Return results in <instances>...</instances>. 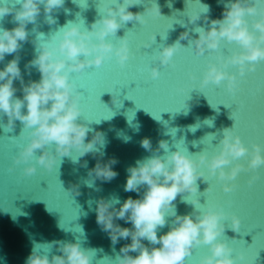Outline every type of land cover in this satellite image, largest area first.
<instances>
[{
    "label": "water",
    "instance_id": "water-1",
    "mask_svg": "<svg viewBox=\"0 0 264 264\" xmlns=\"http://www.w3.org/2000/svg\"><path fill=\"white\" fill-rule=\"evenodd\" d=\"M232 2L86 0L87 7H82L85 0H65L64 6L51 14L56 19L55 24L46 22L44 5L40 6L41 12L35 23L27 25L28 40L21 41L22 48L18 52L25 82L41 78L35 67L31 69V74L25 67L38 55V45H58L66 26L90 31L93 23L107 16V9L115 8L118 3H133L128 10L143 14L146 23L121 21L123 26L117 33L106 37L107 42L117 47L121 43L120 38H127L131 55L124 67L113 55L100 67L93 65L82 73L71 74V81L82 93V113L78 122L90 123L85 142L90 141L96 131L104 133L106 145L101 148L103 159L116 157L119 160L114 165L119 175L111 182L99 179L93 182L89 171L95 167L99 155L94 157L89 153L80 157L79 162H73L79 156L75 149L71 155L57 156V164L52 171L38 163L41 150H37L29 162V165L36 166L37 171L26 175L24 169L29 165H16L15 158L30 143L31 130L24 129L23 123L17 120L15 128L5 132L7 117L0 118V264H26L35 247L41 254H47L49 259L62 255L60 245L53 244L54 241L79 243L84 250H95L91 264H116L121 247L131 243V238H121L113 245L108 234L97 224L96 207L101 198L119 199L122 204L129 196L139 198L142 195L144 189L141 193L124 191L128 167L153 154H159L166 160L177 150L197 162L201 154L210 161L222 148L220 142L225 128L233 127V132L241 137L250 151L254 144L264 145V60L243 77L239 75L238 65H229L225 69L237 76L238 90L235 93L228 90L227 80L220 85L209 82L201 87L210 64L220 66V56L227 60L242 51L239 44L225 38L220 41L218 50L209 49L199 55L191 42L199 37L200 28L209 30L213 26L212 20L223 19L225 7ZM250 2L255 4L257 0ZM4 3L20 7L18 0H0V4ZM155 5H159L161 15L156 13ZM257 6L264 7V0H259ZM196 15H200V19L192 23L190 17ZM13 16L14 13L0 20V28L16 27ZM262 18L259 14L245 16L250 31L257 35L259 31L253 25ZM185 31L189 32L191 40L180 41L183 46L174 53L172 62L167 66L161 65L157 58L163 48L174 44ZM41 33L43 37H40ZM93 40L99 42L95 37ZM145 44L150 47H144ZM16 55L6 54L0 68ZM153 67L159 68L160 76L156 79L151 76ZM14 86L19 88L20 81H14ZM112 94L122 104L114 105ZM16 95L22 97L23 94L17 92ZM192 127L196 129H193L194 132ZM145 137L151 139V152L141 146ZM161 140L168 142V149H160L156 153ZM48 150L55 152V145L48 146ZM249 159L250 156L241 157L224 166L225 170L229 171L236 163L247 166ZM85 161L87 167L83 166ZM198 171L204 172L207 181L201 177L196 181L197 193H183L177 197L174 201L177 215H189L196 211L202 215L209 206H222L226 213L222 221L225 231L218 239L227 241L233 248L232 256L236 264H264V166L254 171H241L234 181L228 182L237 186L231 192L224 191V182L218 179L219 170L216 176L211 175L206 165ZM253 176L258 178L250 184ZM74 185L79 186V195L70 191ZM209 187L210 191H206ZM194 199L199 200L197 207L191 203ZM120 204L115 207L119 208ZM233 214L241 219L238 232L231 227ZM174 219L171 215L167 217L168 223L158 230V236L170 230ZM117 222L123 227H131L130 222ZM143 243L150 246L147 240ZM241 254L243 260L240 259ZM208 255H211L209 245L197 246L186 258V264H200L201 259Z\"/></svg>",
    "mask_w": 264,
    "mask_h": 264
},
{
    "label": "clouds",
    "instance_id": "clouds-1",
    "mask_svg": "<svg viewBox=\"0 0 264 264\" xmlns=\"http://www.w3.org/2000/svg\"><path fill=\"white\" fill-rule=\"evenodd\" d=\"M18 2L20 4L18 8L7 3L0 4V20L14 13L13 20L17 22V26L12 29L0 28V62L4 61L6 54L17 53L15 58L0 68V118L7 117L5 126L9 130L15 128L17 120L23 123L24 129L31 130L30 143L15 158V164L29 165L36 151L41 150L38 163L48 171H52L57 164V156L71 155L72 150L75 149L79 156L73 162H79L80 157L89 153L94 157L99 155L95 167L89 171L93 182L95 179L111 182L119 175L114 169V165L119 163V160L116 157L106 161L103 159L104 152L101 148L106 145L104 133L96 131L92 139L85 142L90 132V123L78 122L82 113L80 107L82 93L71 81V74L82 73L93 65L100 67L106 59L111 60L113 55L118 58L120 66L124 67L131 55L127 38L125 36L120 38L121 43L117 47L107 42L106 37L117 33L123 26L121 21L125 23L135 20L142 24L146 23L144 15L128 10L134 5L133 3H118L115 8L109 7L108 15L93 23L90 31H81L76 26L70 28L66 26L58 45L53 44L52 47L46 43L38 45V55L25 67L29 70V74L35 67L41 78L38 81L25 82L19 67L18 52L22 48L21 41L28 40L27 25L35 23L41 12V5H44L43 10L47 15L46 22L55 24L56 19L51 14L54 10L63 7L65 0H18ZM258 3L259 0L255 4L250 0H233L230 6L225 7L223 19L212 20L213 26L209 30L200 28L199 37L195 40L189 38V32L181 33L174 44L163 48L157 59L161 65H169L174 53L183 46L180 41L185 39L194 43L199 55H203L209 49L218 50L222 39L235 41L242 51L233 54L227 60L220 56V66L210 64L201 85V87L206 86L209 82L220 85L227 80L228 90L235 93L238 90L237 76L225 69L229 65H238L239 75L243 77L246 72L254 71L259 61L264 60V18L256 21L253 26L259 31V35L250 31L248 21L245 19L246 14L253 16L259 14L264 17V10L258 8ZM155 8L156 13L161 15L159 5H155ZM199 19L200 15L190 17L192 23ZM207 19L205 17L206 21ZM40 37H43V33ZM93 37L99 42H94ZM144 47L150 45L145 44ZM151 76L153 79L160 76L158 67L152 68ZM16 80L20 81L19 88L14 86ZM17 92H22V97L17 96ZM112 103L122 104V101L112 94ZM232 128L223 129L224 136L220 142L222 148L210 161L206 155L201 154L197 162L179 150L171 153L166 160L159 154H153L137 160L134 166L127 169L129 175L124 191L141 193L144 189L139 198L129 196L122 204L119 199L101 198L98 201L97 224L108 234L112 244L119 243L121 238L125 240L131 238V243L121 247V254L116 257V264H186V258L200 245H209L211 251V255L203 257L200 264H236L232 256L233 248L227 241L218 239L225 231V224L222 221L226 218V213L222 206H209L202 215L196 211L181 216L177 215L174 204L180 194L197 193L198 179L203 177L207 181L204 172L198 171L202 165L208 167L212 176H216L219 170L218 179L224 182L225 192H231L237 187L234 183L228 182L234 181L241 171H254L264 166V154H262L264 145L254 144L250 151ZM193 129L196 130L195 127L191 128L192 131ZM53 144L55 152L48 150V146ZM141 146L151 152V139L145 137L141 141ZM160 149H168V142L161 140L159 148L155 150L156 153H159ZM245 156H250L247 166L236 163L229 171L225 170L224 166ZM83 166L87 167V161ZM36 171L35 165H29L24 169L26 175H32ZM257 178L253 176L249 183H253ZM78 187L74 185L70 191L79 195ZM206 191H210V187ZM191 203L196 207L200 205L198 199L192 200ZM116 204H120V207H115ZM215 208L219 210H214ZM169 215L175 218L172 227L167 233L158 236V230L168 223ZM119 220L130 222L131 227L121 226L117 222ZM231 221L233 231L238 232L241 219L233 214ZM145 240L150 246L143 243ZM52 243L60 245L59 251L62 255H55L49 259L47 254H41L35 247L28 256L26 264H91L92 253L95 250H84L79 243L63 241ZM132 252L138 255H130ZM243 258L241 254L240 259Z\"/></svg>",
    "mask_w": 264,
    "mask_h": 264
},
{
    "label": "snow or ice",
    "instance_id": "snow-or-ice-1",
    "mask_svg": "<svg viewBox=\"0 0 264 264\" xmlns=\"http://www.w3.org/2000/svg\"><path fill=\"white\" fill-rule=\"evenodd\" d=\"M259 4V3H258ZM82 7H87V3H86V0H85V4L84 5H81ZM206 8V7H205ZM259 9H261V10H264V7H259ZM206 11H207V9H206ZM205 11V12H206ZM254 26V25H253ZM8 131H11V130H9V129H7V131H5V132H8ZM23 134V132L21 133V135ZM257 254H258V252H257ZM257 254H256V256H257Z\"/></svg>",
    "mask_w": 264,
    "mask_h": 264
}]
</instances>
